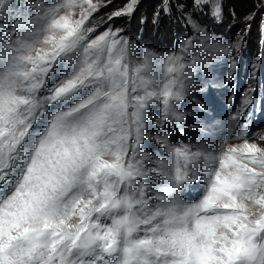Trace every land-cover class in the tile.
<instances>
[{
	"label": "snow or ice",
	"instance_id": "obj_1",
	"mask_svg": "<svg viewBox=\"0 0 264 264\" xmlns=\"http://www.w3.org/2000/svg\"><path fill=\"white\" fill-rule=\"evenodd\" d=\"M138 3L108 20L130 21ZM188 3L222 22L221 0ZM106 6L0 0V264H264V147L249 143L247 122L242 144L170 142L190 115L182 105L203 109L209 66L236 67L243 36L220 40L184 4L192 35L159 54L111 24L96 34L90 18ZM172 9L160 0L153 23ZM249 107L246 93L231 119Z\"/></svg>",
	"mask_w": 264,
	"mask_h": 264
},
{
	"label": "rangeland",
	"instance_id": "obj_2",
	"mask_svg": "<svg viewBox=\"0 0 264 264\" xmlns=\"http://www.w3.org/2000/svg\"><path fill=\"white\" fill-rule=\"evenodd\" d=\"M150 1L139 0L130 21L128 17L114 18L109 21V14L122 8L127 0H111V3L103 0L107 6L93 13L89 26L96 27V34L104 31L108 24L123 28V35H126L137 49H151L159 54L175 51L180 40L192 35L191 29L178 18L179 8L183 4L181 0H173L172 15L161 14L159 22L154 24L153 16L160 5V0H153V4H150ZM221 2L223 4V0ZM188 9L195 11V18L203 20L220 40L235 43L237 37L243 36V42L239 53L235 54L236 67L234 69H230V58L218 59L209 66L210 81L203 91L197 94L203 109L187 100L182 105V110L190 114L187 117L185 129L180 132L170 128L172 133L170 142L175 144L183 141L194 147L205 145L209 150H212L213 146H219L225 138H227L225 147L242 144L243 139H236L235 136L240 131L241 125L247 122L248 135L246 138L249 143H257L264 147V35H262L261 27L259 35L254 33L251 36V32L246 28L242 29L231 24L224 16L222 22L213 21L206 15L207 8L203 9V13L191 7ZM132 59L139 63L142 56L136 55ZM186 59L190 60V57ZM254 64L257 65L256 68H253ZM230 71L231 76H229ZM47 86L51 87V84ZM250 88L254 89L251 93H249ZM246 93L253 99L255 107H249L247 112H243L239 121L232 120L231 117L242 112V101ZM40 94L46 95L47 92L41 89ZM149 132L152 136L156 135L151 128ZM144 143L148 150H158L154 140L146 139ZM197 192L198 189L189 187L185 190L184 196L193 198L196 197Z\"/></svg>",
	"mask_w": 264,
	"mask_h": 264
},
{
	"label": "trees",
	"instance_id": "obj_3",
	"mask_svg": "<svg viewBox=\"0 0 264 264\" xmlns=\"http://www.w3.org/2000/svg\"><path fill=\"white\" fill-rule=\"evenodd\" d=\"M181 3L183 5L187 4L188 8L191 7L188 0H181ZM259 3L260 0H223V16L231 24H235L242 29L246 28L251 32V36L254 35V33L259 35L260 27L264 24V8H258L257 6ZM150 4H153V0L150 1ZM232 12L235 13V16L231 15ZM249 13H254L255 15L253 19L247 21L246 26L243 17Z\"/></svg>",
	"mask_w": 264,
	"mask_h": 264
}]
</instances>
